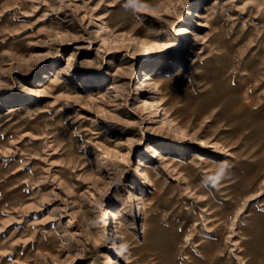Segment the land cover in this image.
Instances as JSON below:
<instances>
[{
    "label": "rangeland",
    "instance_id": "1",
    "mask_svg": "<svg viewBox=\"0 0 264 264\" xmlns=\"http://www.w3.org/2000/svg\"><path fill=\"white\" fill-rule=\"evenodd\" d=\"M204 1L0 0V264H264V0Z\"/></svg>",
    "mask_w": 264,
    "mask_h": 264
},
{
    "label": "bare ground",
    "instance_id": "2",
    "mask_svg": "<svg viewBox=\"0 0 264 264\" xmlns=\"http://www.w3.org/2000/svg\"><path fill=\"white\" fill-rule=\"evenodd\" d=\"M211 7L212 6L209 3V0H205L203 2V5H199V9H195L194 10L193 17H198V18L207 17L208 16L207 11H209L211 9ZM193 21L195 23H198V24L200 23L199 22V19H195ZM202 22H204V21H202ZM195 31H193L192 33L194 35H197V33ZM194 38H196V37H194ZM162 70H163V68H152V69L146 70L145 73L143 74V76H141L139 78V80L136 82V84H135V92H137V93L144 92V89H145V87H146V85L148 83H152V82H155V81L158 80L159 76L162 74ZM50 73H52V72H46L45 73V77L46 78L47 77H51L50 76ZM150 103H154V100H152L151 102H149V104ZM238 108H240V107H238ZM237 113H238V111H237ZM153 149H154L153 156L161 155V149H160L159 146L154 147ZM146 165L147 164H146L144 158H140L139 163L135 167V169L137 171V174L140 175V176H142L143 178H149V176H150V171H149L148 168H146ZM112 214H113V216L115 218V220H114V226H113L114 227L113 233H115V235H119L120 232L122 231L121 230V224H120V214H119L118 210H116V209L113 210V213ZM125 232H126V230H125ZM212 253H211V255H212ZM207 259H209V258H207Z\"/></svg>",
    "mask_w": 264,
    "mask_h": 264
},
{
    "label": "clouds",
    "instance_id": "3",
    "mask_svg": "<svg viewBox=\"0 0 264 264\" xmlns=\"http://www.w3.org/2000/svg\"><path fill=\"white\" fill-rule=\"evenodd\" d=\"M225 167H227V165L225 164Z\"/></svg>",
    "mask_w": 264,
    "mask_h": 264
}]
</instances>
